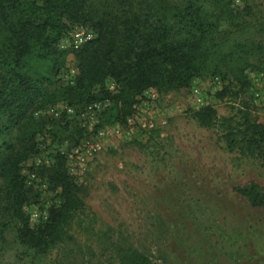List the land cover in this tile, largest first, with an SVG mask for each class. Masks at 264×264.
Wrapping results in <instances>:
<instances>
[{"label":"rangeland","instance_id":"1","mask_svg":"<svg viewBox=\"0 0 264 264\" xmlns=\"http://www.w3.org/2000/svg\"><path fill=\"white\" fill-rule=\"evenodd\" d=\"M231 2L249 7L244 35L264 43V0ZM67 50L56 84L73 78ZM249 60L248 88L233 82L219 95L230 77L216 82L208 76L177 90L149 88L122 123L106 121L108 98L94 110L61 101L35 111L45 121L37 135L40 151L21 164L26 186L41 203L24 205L29 225L40 224L48 207L61 202L46 175L58 154L86 210L71 224V239L45 252L21 243V223L10 221L0 239V264H117L112 242L133 246L150 264H264V208L251 207L233 190L250 182L264 190V159L230 148L220 127L202 126L194 116L209 103L220 117L244 112L264 122V57ZM104 85L115 90L111 79ZM4 120L0 113V125ZM11 134L9 127L0 140ZM4 199L0 192V216L8 221Z\"/></svg>","mask_w":264,"mask_h":264},{"label":"trees","instance_id":"2","mask_svg":"<svg viewBox=\"0 0 264 264\" xmlns=\"http://www.w3.org/2000/svg\"><path fill=\"white\" fill-rule=\"evenodd\" d=\"M249 10L231 0H0V137L12 128L11 137L0 140V192L8 219L0 216V239L9 222L18 220L19 241L45 252L71 239V224L86 210L58 154L46 175L60 189L61 202L48 207L40 224L29 225L24 205L41 203L26 186L21 164L40 151L37 135L45 121L35 111L61 101L84 106L108 98L106 121L122 123L149 88L177 90L207 76L216 82L230 77L219 95L233 82L248 88L249 57H264V43L244 35ZM75 25L90 28L94 38L70 49L76 73L56 84L69 53L58 42ZM108 79L114 91L104 85ZM194 116L202 126L220 127L230 148L264 159V122L244 112L220 117L209 103ZM233 190L251 207L264 208V190L255 182ZM110 244L117 264H150L133 246Z\"/></svg>","mask_w":264,"mask_h":264},{"label":"built area","instance_id":"3","mask_svg":"<svg viewBox=\"0 0 264 264\" xmlns=\"http://www.w3.org/2000/svg\"><path fill=\"white\" fill-rule=\"evenodd\" d=\"M234 4H238L239 0H231ZM94 38V32L91 29H87L84 27H77L74 26L67 34H65L58 42V47L61 50H67V49H77L81 47L84 43L88 42L89 40ZM71 73L74 77L76 73V68L71 69ZM68 79V78H67ZM70 79V78H69ZM68 79V80H69ZM73 81V80H71ZM110 89L113 88L112 85L109 87ZM195 98L197 102H203V98L198 93L197 89H193ZM102 104V101H95L88 105V108L90 110L98 109L100 105ZM55 108H51V112H53ZM68 112H71V108L67 107L66 109Z\"/></svg>","mask_w":264,"mask_h":264}]
</instances>
